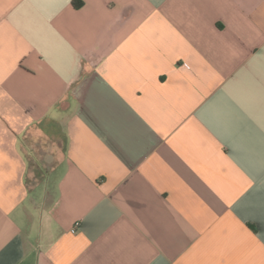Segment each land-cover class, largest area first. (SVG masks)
Listing matches in <instances>:
<instances>
[{"label": "crops", "instance_id": "crops-1", "mask_svg": "<svg viewBox=\"0 0 264 264\" xmlns=\"http://www.w3.org/2000/svg\"><path fill=\"white\" fill-rule=\"evenodd\" d=\"M73 1L0 0V264H264V0Z\"/></svg>", "mask_w": 264, "mask_h": 264}, {"label": "trees", "instance_id": "trees-1", "mask_svg": "<svg viewBox=\"0 0 264 264\" xmlns=\"http://www.w3.org/2000/svg\"><path fill=\"white\" fill-rule=\"evenodd\" d=\"M81 4H82V2L80 0H74L73 1L74 7H79Z\"/></svg>", "mask_w": 264, "mask_h": 264}, {"label": "rangeland", "instance_id": "rangeland-1", "mask_svg": "<svg viewBox=\"0 0 264 264\" xmlns=\"http://www.w3.org/2000/svg\"><path fill=\"white\" fill-rule=\"evenodd\" d=\"M33 176H34V174H33ZM33 176H32V179L34 178Z\"/></svg>", "mask_w": 264, "mask_h": 264}]
</instances>
